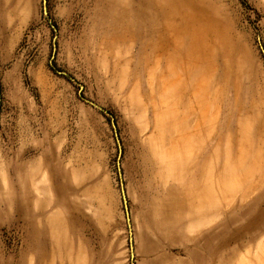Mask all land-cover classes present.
I'll use <instances>...</instances> for the list:
<instances>
[{
    "label": "rangeland",
    "instance_id": "374dc122",
    "mask_svg": "<svg viewBox=\"0 0 264 264\" xmlns=\"http://www.w3.org/2000/svg\"><path fill=\"white\" fill-rule=\"evenodd\" d=\"M0 264H264V0H0Z\"/></svg>",
    "mask_w": 264,
    "mask_h": 264
},
{
    "label": "water",
    "instance_id": "95a60500",
    "mask_svg": "<svg viewBox=\"0 0 264 264\" xmlns=\"http://www.w3.org/2000/svg\"><path fill=\"white\" fill-rule=\"evenodd\" d=\"M112 124H113L114 128H116V123H115V120L114 119H112ZM117 139H118V142H119V137H117ZM118 167H119V170H120V173H121V164H120V160L119 159H118ZM121 184H122L123 198H124V201L126 203L127 202L126 190H125L124 183H123L122 180H121ZM126 213H127L128 218H129V208L127 206V203H126Z\"/></svg>",
    "mask_w": 264,
    "mask_h": 264
}]
</instances>
